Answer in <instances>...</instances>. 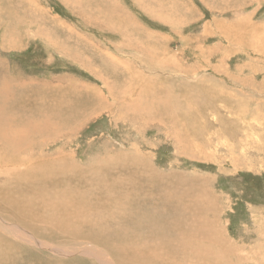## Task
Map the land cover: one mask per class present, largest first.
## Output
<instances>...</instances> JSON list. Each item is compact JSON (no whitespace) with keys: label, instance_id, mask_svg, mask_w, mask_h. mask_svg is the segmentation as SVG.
<instances>
[{"label":"rangeland","instance_id":"obj_1","mask_svg":"<svg viewBox=\"0 0 264 264\" xmlns=\"http://www.w3.org/2000/svg\"><path fill=\"white\" fill-rule=\"evenodd\" d=\"M6 118L13 264H264V0H0Z\"/></svg>","mask_w":264,"mask_h":264},{"label":"bare ground","instance_id":"obj_2","mask_svg":"<svg viewBox=\"0 0 264 264\" xmlns=\"http://www.w3.org/2000/svg\"><path fill=\"white\" fill-rule=\"evenodd\" d=\"M8 121H9V119L8 118H6L4 121H3V119H0V125H1V129H2V131L5 133V134H8V130H7V128H6V125H9L8 124ZM38 127V124H37V122L36 121H31L29 124H27V126H26V128H25V130H30L31 128H37ZM18 140V139H20V138H14V140ZM2 140H4V139H0V141H2ZM5 141H7L8 143H9V145L10 144H12V142H10L8 139H5ZM11 141H13V139H11ZM12 146V145H11ZM14 148V147H13ZM0 157H1V155H0ZM33 166L34 165H32V166H30V167H28V168H30L29 170H27V172H30V170L33 168ZM62 166V165H61ZM26 171V170H25ZM37 176V173H34V177H36ZM36 184H34L33 186H35ZM78 199H80V200H82V195H80V194H74ZM23 202L24 203H26V199H24L23 200ZM76 204L77 205H79V204H82V206L80 207L81 208V212L83 211L82 209L84 208V207H86V206H83V204H85L84 202H82V201H76ZM88 206V205H87ZM0 208H1V210L3 209L4 211H6L7 213H9V215H11V214H13V212H14V206L11 204V203H9V202H7V201H5L3 204H2V207H1V203H0ZM84 210H86V209H84ZM86 212V211H85ZM54 213V212H53ZM160 214V213H159ZM159 214H157V215H159ZM42 215V214H41ZM18 216L19 217H21L22 219H24L25 220V216L26 217H28L29 216V214H26L25 212H18ZM159 216H161V217H166L164 220H162L160 223H158V224H156V220H155V222H154V224H151V227L152 228H154V231H155V236L156 237H158V236H160V237H163V236H165V234L169 231L168 229H170V225H169V223H171L172 221H170L169 219H168V217L167 216H165L163 213H161ZM70 217V216H69ZM169 217H170V215H169ZM174 217V216H173ZM173 217H171L172 219H173ZM14 218L16 219V220H18L16 217H15V215H14ZM176 219H177V217H175ZM175 218H174V220H173V222H176V223H178L177 221H175ZM55 219H56V221L58 222V221H64V223L66 224V222L68 221V218L65 216V215H62V214H57L56 215V217H55ZM185 221V220H184ZM181 222V221H180ZM7 223V222H6ZM68 223H70V222H68ZM1 224V223H0ZM179 224L180 223H178L177 224V227H179ZM186 224V223H185ZM184 224V229H186L187 227H185L186 225ZM14 227V226H13ZM12 227V228H13ZM130 227V226H129ZM136 227H137V225L136 226H133V227H131V228H128V226L126 225L124 228H123V232L124 233H129V232H131V229H134V231L136 230ZM11 228V227H10ZM180 228V227H179ZM15 231V230H14ZM182 231V230H181ZM16 232V231H15ZM102 238L103 237H105L104 235H100ZM106 238V237H105ZM104 238V239H105ZM107 241H109L110 239H106ZM159 243H161V241L159 242ZM9 245L11 246V248L12 249H14V244H12V243H10V244H6L5 242H4V240H1L0 239V264H13V250H11L10 248H9ZM26 249V248H25ZM98 259H100V260H102L103 259V257H101V256H99V255H95ZM103 261V260H102Z\"/></svg>","mask_w":264,"mask_h":264}]
</instances>
